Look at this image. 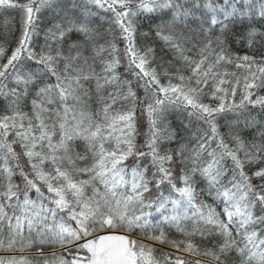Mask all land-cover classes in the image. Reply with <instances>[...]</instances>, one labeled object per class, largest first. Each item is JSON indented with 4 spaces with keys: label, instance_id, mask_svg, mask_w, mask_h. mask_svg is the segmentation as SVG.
<instances>
[{
    "label": "snow or ice",
    "instance_id": "1",
    "mask_svg": "<svg viewBox=\"0 0 264 264\" xmlns=\"http://www.w3.org/2000/svg\"><path fill=\"white\" fill-rule=\"evenodd\" d=\"M0 10L21 14L10 54L0 32V264H264V0ZM173 111L194 144L163 147Z\"/></svg>",
    "mask_w": 264,
    "mask_h": 264
},
{
    "label": "trees",
    "instance_id": "2",
    "mask_svg": "<svg viewBox=\"0 0 264 264\" xmlns=\"http://www.w3.org/2000/svg\"><path fill=\"white\" fill-rule=\"evenodd\" d=\"M20 17L21 14L18 10H0V32L4 33V38L6 41V46L9 50V54L10 51L16 46V42L17 39L20 35V29H21V22H20ZM97 19V18H94ZM52 21V15L49 11H44L41 15V19H40V34L38 36H35L33 38V44L36 47L37 51H39V48L41 45H43L44 43V38H43V29H46L47 27L50 26ZM100 25L103 28H107V22L104 21H100L99 22ZM6 25V26H5ZM143 26V25H142ZM8 29H11V34L8 33ZM118 47H122L123 45V41H118ZM122 45V46H121ZM237 51L241 54L244 53L245 51H247L246 49H237ZM118 72L124 75H127L129 79H132L130 73H126L125 72V68L121 67L118 69ZM133 86L135 87V80L133 79ZM166 82V81H165ZM142 94V93H141ZM261 94H264V90L261 91ZM239 98V96H237V99ZM205 102H209V101H205ZM3 109V101H0V110ZM180 112V111H179ZM254 114H257V120L260 122H264V113L259 112L258 109H254L253 110ZM181 116L175 117V119H178L176 121V123H171V129L175 130L177 133L176 136V142H173L171 144H164L163 147L165 149L168 148H175L177 147L178 143H183V142H190L191 144L195 143V139L194 134H196L198 132V129L201 126V122L196 120L195 117H189L188 114L186 112H180ZM170 119V118H169ZM233 119V115L231 113H225L224 115H222L218 122L220 121L223 124H220V132L221 133H226L227 132V124L226 121L227 120H231ZM170 121L172 122V120L170 119ZM219 122V123H220ZM140 126H141V131H145L146 130V121L145 120H141L140 122ZM182 130V131H181ZM253 134V130L251 129H246L243 133L245 139H251ZM141 142L143 140V137L140 138ZM18 179V178H17ZM172 238L174 239H179V238H175L173 237V235L171 234ZM181 239V237H180ZM197 243H200L199 239L197 238ZM163 249L165 251H168L169 249L166 247ZM0 255H8L7 254H0ZM187 257L186 254H183Z\"/></svg>",
    "mask_w": 264,
    "mask_h": 264
},
{
    "label": "rangeland",
    "instance_id": "3",
    "mask_svg": "<svg viewBox=\"0 0 264 264\" xmlns=\"http://www.w3.org/2000/svg\"><path fill=\"white\" fill-rule=\"evenodd\" d=\"M94 21H95V23L96 24H100L99 22L101 21L99 18H97V19H94ZM104 22H107V21H104ZM107 25H108V23H107ZM143 28H147V24H144L143 26H142ZM122 46V45H121ZM121 49L123 48V46L122 47H120ZM241 54H243V53H241ZM181 116V113L179 112V111H173V113L170 115V119L172 120V124L173 123H176V121L178 120V119H175V117H180ZM220 122V121H219ZM218 122V123H219ZM219 124H223V123H219ZM171 126V125H170ZM182 131V130H181ZM181 143V142H180ZM168 148V147H167ZM172 235H173V237H175V238H179L180 239V234L179 233H176L175 231H173L172 233H171ZM162 247H164V248H166V246H162ZM7 254L6 252H0V254Z\"/></svg>",
    "mask_w": 264,
    "mask_h": 264
}]
</instances>
